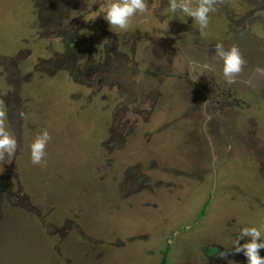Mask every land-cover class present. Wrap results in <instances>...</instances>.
<instances>
[{
    "label": "rangeland",
    "instance_id": "374dc122",
    "mask_svg": "<svg viewBox=\"0 0 264 264\" xmlns=\"http://www.w3.org/2000/svg\"><path fill=\"white\" fill-rule=\"evenodd\" d=\"M107 3L0 0V129L16 139L0 264H158L165 242L166 264H246L239 229L264 240V0H216L203 32L168 0L121 31ZM217 43L244 61L231 83Z\"/></svg>",
    "mask_w": 264,
    "mask_h": 264
},
{
    "label": "clouds",
    "instance_id": "9594fccd",
    "mask_svg": "<svg viewBox=\"0 0 264 264\" xmlns=\"http://www.w3.org/2000/svg\"><path fill=\"white\" fill-rule=\"evenodd\" d=\"M216 0H199L194 6L190 7L186 0H168L167 7L169 13L177 12L191 17L197 26V30L203 32L209 22V13L214 10ZM148 11L147 0H109L102 9V19L108 26H114L121 31L127 30L129 18L136 14H143ZM217 56L222 61V74L225 80L232 82L233 74L240 72L243 59L238 48L233 45L225 50L221 44L215 45ZM264 72V69H257ZM3 113L0 112V116ZM49 139L48 132L42 130L29 144V158L33 164H43L41 156L45 155V141ZM16 149V139L4 129H0V153L11 154ZM243 237H248L243 244L238 243ZM261 230L255 226H246L239 229L235 239L237 247L235 252H242L246 258V264H264V256H260L257 249L264 248V240L260 239ZM221 257L226 253H221Z\"/></svg>",
    "mask_w": 264,
    "mask_h": 264
},
{
    "label": "trees",
    "instance_id": "16d2710c",
    "mask_svg": "<svg viewBox=\"0 0 264 264\" xmlns=\"http://www.w3.org/2000/svg\"><path fill=\"white\" fill-rule=\"evenodd\" d=\"M200 212H203V208H201ZM165 244H166V248L162 251V256L158 264H166V255L169 249V243L165 242Z\"/></svg>",
    "mask_w": 264,
    "mask_h": 264
},
{
    "label": "flooded vegetation",
    "instance_id": "af4514ba",
    "mask_svg": "<svg viewBox=\"0 0 264 264\" xmlns=\"http://www.w3.org/2000/svg\"><path fill=\"white\" fill-rule=\"evenodd\" d=\"M257 10V9H256ZM261 11H262V7H261Z\"/></svg>",
    "mask_w": 264,
    "mask_h": 264
}]
</instances>
